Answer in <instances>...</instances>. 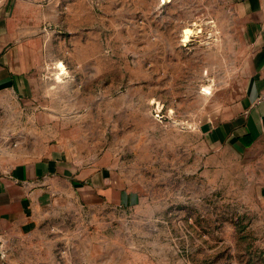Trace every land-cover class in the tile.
Masks as SVG:
<instances>
[{"label":"rangeland","instance_id":"rangeland-1","mask_svg":"<svg viewBox=\"0 0 264 264\" xmlns=\"http://www.w3.org/2000/svg\"><path fill=\"white\" fill-rule=\"evenodd\" d=\"M34 3L54 74L33 105L0 107V160L111 172L136 203L51 208L27 255L94 244L90 257L116 264H264V170L206 137L245 64L222 0Z\"/></svg>","mask_w":264,"mask_h":264},{"label":"crops","instance_id":"crops-1","mask_svg":"<svg viewBox=\"0 0 264 264\" xmlns=\"http://www.w3.org/2000/svg\"><path fill=\"white\" fill-rule=\"evenodd\" d=\"M222 3L232 13V32L245 64L238 95L208 120L206 137L209 145L231 150L264 170V0ZM34 8V0H0L1 108L33 105L40 92L38 83H45L47 76L54 74L38 59L50 44L43 47L45 37L35 36L40 28L29 24ZM113 175L91 167L78 169L48 157L0 160V264H116L98 260L96 255L90 257L94 244H89L83 258L72 253L68 258L35 260L23 248L37 236L40 220L51 208L74 203L95 211L99 206L129 207L136 203Z\"/></svg>","mask_w":264,"mask_h":264},{"label":"bare ground","instance_id":"bare-ground-1","mask_svg":"<svg viewBox=\"0 0 264 264\" xmlns=\"http://www.w3.org/2000/svg\"><path fill=\"white\" fill-rule=\"evenodd\" d=\"M192 34H193L192 30L188 32V36L192 37Z\"/></svg>","mask_w":264,"mask_h":264}]
</instances>
